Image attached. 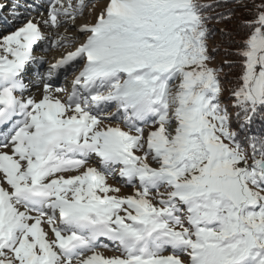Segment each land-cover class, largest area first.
<instances>
[{
  "label": "snow or ice",
  "instance_id": "1",
  "mask_svg": "<svg viewBox=\"0 0 264 264\" xmlns=\"http://www.w3.org/2000/svg\"><path fill=\"white\" fill-rule=\"evenodd\" d=\"M100 3L48 0L41 19L25 3L0 34V264H264V135L250 134L264 117V0L243 21L230 107L207 6ZM45 40L66 54L37 74L38 99L25 78L47 63ZM69 73L70 89L54 86Z\"/></svg>",
  "mask_w": 264,
  "mask_h": 264
},
{
  "label": "rangeland",
  "instance_id": "2",
  "mask_svg": "<svg viewBox=\"0 0 264 264\" xmlns=\"http://www.w3.org/2000/svg\"><path fill=\"white\" fill-rule=\"evenodd\" d=\"M220 1L221 0H197V3H199L200 5L208 6V5H211V4H216V3L220 2ZM15 2H17V4ZM15 2L11 3V7H14V9L13 8H11V9H9V8L5 9L4 8L5 9L4 10V15H6L7 18H6V20H3L0 17V34H5L6 35L9 32L14 31L16 29V27L19 26V21L18 20H17V22H13V20L16 19V14L17 13H20L21 15H26L24 5H25V3H27V1L26 0H16ZM34 2L35 3L38 2V4H41L40 1L33 0V5H34ZM7 3H10V2H8V0H0V4H3L4 6ZM47 3H48V0H47ZM47 3L44 4V9H41V11L39 12V13H43L45 17L47 15V11H48V8L46 7ZM17 5H19V7H16ZM100 7H102V3H100V0H97V11L99 10ZM207 8L208 7H206L204 9V14L209 18L208 24H207V27L209 29L207 45H208L209 55L212 57V60H211V63H210V67H213V68H215L217 70L218 78L220 79V81L222 83V86L225 89L224 95L222 96V100H223V102L226 105H228L230 107L229 91L228 90L233 87V83H231L232 80H231V78H229V72H226V64H227L225 62L226 60L223 58L221 52L218 50L219 49L218 47H219V44H220V39H221V32H222V29L225 28V27L223 26V24H221L219 22V20L214 19L215 16H212V17L209 16V15H212V14H210V13L205 11ZM8 12H9V15L7 16L6 13H8ZM33 15L36 16L37 19H41L42 18L38 13L33 14ZM92 19H93L92 17H89L86 14V16L84 18H81L78 21L77 27H79V25L82 24V23L92 22ZM60 34L72 36V37L77 39L78 43H81V42L84 41V39H86V37L81 36V35H79V34H77L75 32H65L64 29L60 30ZM46 35H49L52 38H55V34L54 33H52V34L46 33ZM43 43H44V45L40 44V45H42V48H38V50H36V51H38L37 52V56L43 55L45 57V60L47 61V63L43 64V66L40 65L41 66V67H39L41 69L40 70L41 71L40 75H46L49 65L51 63H55V61L57 59H60L62 55L66 54V50H60V51L52 50L50 52L45 53L43 51V48H44V46L47 45L48 41L45 40ZM70 50H74V48L70 49ZM81 67H82V65H81ZM30 71H32V70H30ZM27 76H28L29 80H31V81H38L39 80L38 77L33 75L32 72L28 73ZM59 78H61V76H59ZM59 78L57 77L56 80L58 81ZM72 79H74V74L73 73H69L67 77L62 76L61 81L56 83L54 86L66 87V88L70 89ZM36 88L37 87L35 86L34 89L30 91V94L39 99L40 95H41L40 88H37V89ZM233 126H234V128L236 127V123L235 122H234ZM237 131H239L238 128H237ZM241 138H243V136ZM109 183L112 184L113 186L120 187L122 195H130L134 191V189H132L131 187L124 186L120 182L118 175L115 178H111L110 177L109 178ZM102 250H104V253L106 254V256H112V255L116 254V253H114V252H112V251H110L108 249H103V248L99 249V251H102Z\"/></svg>",
  "mask_w": 264,
  "mask_h": 264
},
{
  "label": "trees",
  "instance_id": "3",
  "mask_svg": "<svg viewBox=\"0 0 264 264\" xmlns=\"http://www.w3.org/2000/svg\"><path fill=\"white\" fill-rule=\"evenodd\" d=\"M207 7L205 11L212 14L209 16H215L214 19L219 20L225 27L221 32L218 50L226 60V72H229V78L234 85L241 72L240 57L237 53L245 35L243 21L251 18V0H245V3H240L239 0H221ZM248 131L244 129V132ZM250 134L264 135V117H255L250 126Z\"/></svg>",
  "mask_w": 264,
  "mask_h": 264
},
{
  "label": "bare ground",
  "instance_id": "4",
  "mask_svg": "<svg viewBox=\"0 0 264 264\" xmlns=\"http://www.w3.org/2000/svg\"><path fill=\"white\" fill-rule=\"evenodd\" d=\"M41 44H42V43H41ZM38 48H42V45H40L39 47H37L36 50H38ZM58 78H59V77H58ZM59 79H60V78H59ZM53 83H54V85H55V84L57 83V80H56V79H55V80L53 79ZM32 89H33V88H32ZM32 89H31V90H32ZM36 89H37V88H36ZM40 93H41V89H40ZM102 252H103L104 255H106V254L104 253V250H102Z\"/></svg>",
  "mask_w": 264,
  "mask_h": 264
}]
</instances>
